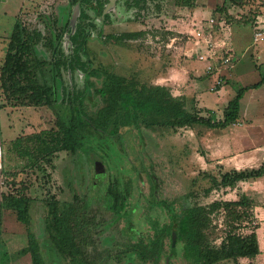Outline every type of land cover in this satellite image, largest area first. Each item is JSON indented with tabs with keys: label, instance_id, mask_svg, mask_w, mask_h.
I'll return each mask as SVG.
<instances>
[{
	"label": "rangeland",
	"instance_id": "obj_1",
	"mask_svg": "<svg viewBox=\"0 0 264 264\" xmlns=\"http://www.w3.org/2000/svg\"><path fill=\"white\" fill-rule=\"evenodd\" d=\"M243 1L246 12L238 14L239 21L250 22L249 26H254L256 13L260 12L264 16V0H236L234 4H243ZM182 2L187 4L184 0H149L141 10V7L132 5V0H118L111 10H102V13H99L93 2L92 6L83 8L89 18L80 20L94 26L86 41V54H80L81 61L86 62L91 69L106 70L139 85L151 86L144 75L145 61L147 63L149 58L151 61L172 58L186 65L179 60L181 54L177 55L179 48L185 53L188 34L179 32L183 30L181 26L186 23L190 8L181 6ZM222 2L199 0L209 10L220 4L216 11L219 13L211 17L215 22L225 20L220 13L225 10ZM19 6V0L0 1V69L14 23L18 21L25 31V38L32 44L33 57L43 65V72L37 73L36 80L39 84L45 81L49 87L53 86L54 93L49 98L52 107L48 108L45 104L30 103L27 96L17 97L9 94V89H0V131L4 159L1 193L15 194L25 199L26 203L24 224L17 221V212L10 207L13 203L2 208L0 264H68L46 240L43 202L49 197L59 203L72 202L74 197L89 203L90 213L98 225L91 232L92 244L85 247L84 251L95 264H144L129 246L140 238L144 242H151L159 236L163 237L166 244L158 264H206L205 260L195 255V227L192 228L186 216L180 221V231L182 239H187V242H179L176 255L167 259L170 218L159 206H148L155 193V200L171 204L182 217L183 211L221 201L223 194L229 192L218 187L219 175L215 177L207 171L206 155H198V142L201 152L202 132L206 127L171 130L160 125L148 128L141 123L140 131L134 126L121 129L120 140L99 135L88 138L86 144L93 147L94 155H87L80 150L74 153L66 150L53 154L40 153V141L50 139L57 130V115L66 107L63 103L65 93L83 88L81 72L62 70L61 77L55 78L50 65L55 59L53 48L58 44L64 58L68 57L71 51L69 31L75 29L81 8L78 7L77 18L70 25L75 9L74 0L36 2L29 8L21 9V12H18ZM227 18L237 20L233 16ZM225 21L230 24L229 20ZM188 29L193 30L192 27ZM109 35H124L125 38L109 39ZM249 35L248 30L245 34L247 40ZM166 44L169 51L165 48ZM258 73L262 75L264 68ZM253 80L258 82V78ZM95 82L97 86L100 85L99 80ZM209 83L208 91L200 101L206 108L216 110H223L225 98L227 101L232 100L237 90L245 86L244 82L225 83L223 86L229 90V97H224L219 103L218 92L222 88L214 89V81L209 80ZM5 87L9 88L6 80ZM186 97V111L195 114V96L193 98L190 92ZM101 106L97 98L88 96L84 100V109L90 113ZM95 161L101 162L105 169L101 176L103 179L99 181L94 178ZM152 174L156 178V187H153L149 177ZM113 181L118 183L120 192L125 196L123 203L113 206L116 209L123 208L122 217L118 219H114L106 209L103 198L107 185ZM94 184L99 188L98 192L93 189ZM209 189L212 191L207 194ZM212 219L216 229L208 233L211 239L215 238L214 243L219 245L225 231L223 216ZM255 226L254 218H245L236 232L247 234ZM131 228L134 229L133 233L127 232ZM3 255L7 257V263ZM242 263L247 264V261ZM214 264L235 263L224 261Z\"/></svg>",
	"mask_w": 264,
	"mask_h": 264
},
{
	"label": "trees",
	"instance_id": "obj_2",
	"mask_svg": "<svg viewBox=\"0 0 264 264\" xmlns=\"http://www.w3.org/2000/svg\"><path fill=\"white\" fill-rule=\"evenodd\" d=\"M1 1V0H0ZM183 1V0H179ZM193 0H184L182 5L192 7ZM93 2L101 13L103 2L106 0H74L79 5L81 13L76 25L75 33L69 37L73 49L68 58H64L59 45L53 48L55 59L50 64L55 78L61 77L62 70L70 73L79 71L83 75L84 84L81 91L66 93L63 103L66 107L57 115V130L50 139L41 140L40 153L53 154L62 150L76 152L80 150L85 154H95L93 147L86 144L88 138L94 135L102 137L121 139L120 131L123 128L134 126L140 131V124L145 127L160 125L171 130L180 128H193L197 125L205 127L225 128L234 123L239 111V101L243 94L251 88L261 85L263 79L255 85L240 89L235 97L228 103L223 112L221 123H212L209 118H201L196 114L186 111V100L184 97H173L170 89L164 86L139 85L135 81L126 80L124 77L115 75L106 70L89 68L86 62H82L80 54H86V41L94 26L80 20L88 19L83 8L92 6ZM133 4L141 9L145 0H132ZM181 4V3H179ZM88 28V29H87ZM24 29L16 21L10 36L7 52L3 66L0 69V89H9V94L17 97L27 96V100L33 104H45L52 107L50 96L54 93L53 86H48L45 81L39 84L36 80L37 73H42V62L32 55V44L25 38ZM124 36V35H123ZM123 36L109 35V39H123ZM133 36V35H129ZM5 80L8 87H5ZM96 80L100 81L97 86ZM30 91V93H29ZM91 96L97 98L102 106L93 113L84 109V100ZM1 108V106H0ZM1 133V131H0ZM2 139V138H1ZM3 148V146H2ZM92 157V155H91ZM218 187L233 188L240 181H248L257 177L254 171L229 172L220 174ZM156 187V178L149 176ZM96 181L103 177H95ZM214 184L216 183L213 180ZM96 192L99 188L93 185ZM212 189L207 190V194ZM148 204L149 207L159 206L168 214L171 227L168 235L169 252L167 259L176 255V245L183 240L180 231V221L184 216L190 220L192 228L195 227V255L205 260L206 264H214L224 261H231L237 264L238 260L253 259L259 254L258 241L255 233L256 226L247 234H240L242 220L254 218L253 206L245 196H240L236 201H213L205 206H196L193 209L183 211L182 217L175 212L171 204L162 200H155ZM105 206L114 219L122 217L121 208L113 206L125 201V196L120 192L118 183L113 181L106 187L103 194ZM25 200V199H24ZM22 197L16 195H3L1 193V212L4 205L13 203L10 206L17 212V221L26 223V203ZM44 232L46 240L54 249L55 253L68 264H95L88 259L85 247L92 244V230L98 225L96 218L92 216L87 201H79L76 197L72 202L59 203L52 197L44 200ZM222 215L225 225L223 237H220L219 245L214 243L208 232L216 228L213 224V217ZM130 217V216H129ZM0 213V226H1ZM131 226V221H128ZM236 223V226L234 225ZM130 228V227H129ZM134 229L127 232L133 233ZM175 231V242H172V232ZM192 239V238H191ZM165 240L162 236L156 237L151 242H144L140 238L136 243L131 244L129 249L140 257L144 264H158L165 247ZM186 244V243H185ZM7 263L6 255H3Z\"/></svg>",
	"mask_w": 264,
	"mask_h": 264
},
{
	"label": "crops",
	"instance_id": "obj_3",
	"mask_svg": "<svg viewBox=\"0 0 264 264\" xmlns=\"http://www.w3.org/2000/svg\"><path fill=\"white\" fill-rule=\"evenodd\" d=\"M19 1L18 12H21V9L29 8L30 5L45 0ZM232 1L223 0L221 5L225 10L220 12L225 17V20L230 21V24L225 20L216 22L218 26L215 36L226 39L228 42V52L233 64L231 71L222 73L225 76L224 83L221 86L214 84V89L222 88L218 92V98L221 99L218 101L222 103L224 97H229V90L224 89L223 86L229 81L240 84L244 82L245 86L243 88L255 85L262 79L263 81L259 87L248 89L243 94L239 101V111L234 123L225 128L217 126L206 127V130L202 132L204 138L201 143V152L200 142H198V155L200 153L206 155L207 171L215 177L232 171L256 172L257 177L248 181H240L233 188H224L225 192H229L223 194L225 198L221 199L223 201H236L242 195L250 201L253 206V215L257 227L255 233L259 254L250 260L241 258L237 264H243L242 262L245 260L247 264H264V73L262 75L258 73L262 67L264 68V24L262 23L264 16L257 12L254 26H249L250 22H240L238 14L241 15V13L244 14L246 12L244 1L243 4L239 3L238 5L234 4L236 0ZM228 3L229 5H226ZM192 4L193 6L188 9V19L181 26L183 30L180 29L179 32H190L188 27L193 24L204 23L205 20L211 19L212 15L219 13L216 11L220 4L212 10L206 9L205 4H200L199 0H193ZM228 16H233L237 20L229 19L227 18ZM221 23L223 24L220 25ZM168 29L173 30L171 27H168ZM248 30L250 35L247 40L245 34ZM257 31L263 34L261 36L262 39L256 41L254 34ZM167 46L166 44L165 48L169 51L170 49ZM177 53V55L181 54L179 60L186 65H182L181 62L172 58L171 60L170 58L168 60L157 59V61H151L149 58L147 63L145 61V78L151 82L152 86L169 88L173 97H184L187 100L186 96L191 92L193 98L195 96V114L201 118H209L215 125L221 123L223 112L231 100L227 101L225 98L223 103L225 105L222 106L223 110H216L211 107L206 108L203 102L200 101L208 91L209 80L216 82V75L206 74V63L199 62L196 59H188L181 48H179ZM134 57L136 56L134 55ZM256 78H258V82H253V79ZM197 126L205 128V126ZM196 132L197 134L200 133L199 131Z\"/></svg>",
	"mask_w": 264,
	"mask_h": 264
},
{
	"label": "built area",
	"instance_id": "obj_4",
	"mask_svg": "<svg viewBox=\"0 0 264 264\" xmlns=\"http://www.w3.org/2000/svg\"><path fill=\"white\" fill-rule=\"evenodd\" d=\"M205 22L191 26L193 30H190L186 35L184 54L188 59L205 62L206 74L216 75L215 84L221 86L225 78L222 73H227L232 69V58L228 52L226 39L215 36L218 24L214 19ZM262 34V32L257 31L254 34V39L256 41L262 39Z\"/></svg>",
	"mask_w": 264,
	"mask_h": 264
},
{
	"label": "water",
	"instance_id": "obj_5",
	"mask_svg": "<svg viewBox=\"0 0 264 264\" xmlns=\"http://www.w3.org/2000/svg\"><path fill=\"white\" fill-rule=\"evenodd\" d=\"M109 3L106 6V10H108L109 8H111V6L114 5L116 0H108ZM77 12H78V5L75 6L73 15H72V19H71V23L73 24L74 21L76 20L77 17ZM2 170H3V152H2V139H1V133H0V213H1V179H2ZM105 173V169L104 166L101 162L99 161H95L94 162V176L95 177H101L102 175H104ZM175 238H176V233L175 231L172 232V242H175Z\"/></svg>",
	"mask_w": 264,
	"mask_h": 264
},
{
	"label": "flooded vegetation",
	"instance_id": "obj_6",
	"mask_svg": "<svg viewBox=\"0 0 264 264\" xmlns=\"http://www.w3.org/2000/svg\"><path fill=\"white\" fill-rule=\"evenodd\" d=\"M104 1H105V0H104ZM117 1H118V0L115 1L114 5L111 6V8H109L108 10H106V6H107L108 3H109V1L106 0V2H103V8H102V10H106V12H108L109 10L112 9V7H114V6L116 5ZM147 2H149V0H145L144 7H145V5L147 4ZM132 5L136 7V5L133 4V2H132ZM75 6H76V5H75ZM78 7H79V5H78ZM137 7H138V6H137ZM138 8H139V7H138ZM141 10H142V9H141ZM101 13H102V11H101ZM76 18H77V17H76ZM78 19H79V18H78ZM74 22H75V21H74ZM77 23H78V22H77ZM77 23L75 24V29H73V31H72V30L69 31V32H70L69 35H68V41H69V42H70L69 37H71V36L75 33ZM69 24L72 25L71 20H70ZM58 45H59V44H58ZM70 45H71V51H70L69 54H71L72 49H73V45L71 44V42H70ZM69 54H68V55H69ZM67 58H68V57H67ZM80 58H81V55H80ZM72 91H74V90H72ZM72 91H71V92H72ZM80 91H81V90H80ZM66 93H69V92H66ZM66 93H65V94H66ZM48 108H49V107H48ZM53 138H54V134H53ZM2 152H3V148H2ZM3 160H4V159H3ZM3 163H4V161H3Z\"/></svg>",
	"mask_w": 264,
	"mask_h": 264
}]
</instances>
